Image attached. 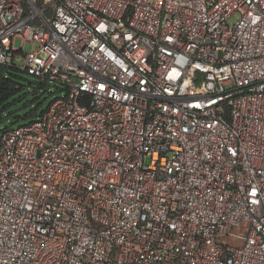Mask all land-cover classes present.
<instances>
[{"label": "built area", "instance_id": "2783aa9c", "mask_svg": "<svg viewBox=\"0 0 264 264\" xmlns=\"http://www.w3.org/2000/svg\"><path fill=\"white\" fill-rule=\"evenodd\" d=\"M15 38L66 94L1 137L0 264H264V0H0Z\"/></svg>", "mask_w": 264, "mask_h": 264}, {"label": "rangeland", "instance_id": "374dc122", "mask_svg": "<svg viewBox=\"0 0 264 264\" xmlns=\"http://www.w3.org/2000/svg\"><path fill=\"white\" fill-rule=\"evenodd\" d=\"M239 18V13L233 14L229 19V24H235ZM14 49L22 50L17 57L18 59L15 61V66L21 71L18 72V76L20 77L18 82L20 83L22 89L12 98V101L15 102L12 108V115L0 125V146L1 137L5 129H17L30 123L32 121L31 119L24 120L23 118L35 109H38L39 114L46 112L52 103L66 94L64 88L58 87L53 83H48V87H44V89H42L41 85L45 82L22 70V67L25 64V55L31 53L32 49H37V46H33L32 43L29 42H24L22 38H15ZM29 82H31V85H28ZM15 116H18L21 119H17ZM149 163L150 161L148 160L147 164ZM245 226L246 225L234 232L240 235H245ZM221 241L227 242L229 246L232 247L238 246L237 243H234L229 238H223Z\"/></svg>", "mask_w": 264, "mask_h": 264}, {"label": "trees", "instance_id": "16d2710c", "mask_svg": "<svg viewBox=\"0 0 264 264\" xmlns=\"http://www.w3.org/2000/svg\"><path fill=\"white\" fill-rule=\"evenodd\" d=\"M18 72L21 71L17 67L0 65V125L12 115V108L15 104L12 98L22 89L18 82L20 79ZM44 84L41 85L42 89L48 87V83L45 82ZM39 116L38 109H35L23 119L34 120ZM15 117L21 119L18 116Z\"/></svg>", "mask_w": 264, "mask_h": 264}, {"label": "water", "instance_id": "95a60500", "mask_svg": "<svg viewBox=\"0 0 264 264\" xmlns=\"http://www.w3.org/2000/svg\"><path fill=\"white\" fill-rule=\"evenodd\" d=\"M28 85H31V82H29Z\"/></svg>", "mask_w": 264, "mask_h": 264}]
</instances>
